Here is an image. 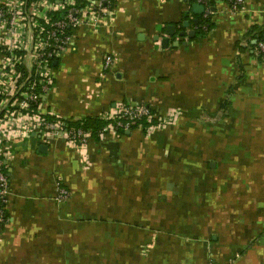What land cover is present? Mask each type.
<instances>
[{
    "label": "crops",
    "instance_id": "obj_1",
    "mask_svg": "<svg viewBox=\"0 0 264 264\" xmlns=\"http://www.w3.org/2000/svg\"><path fill=\"white\" fill-rule=\"evenodd\" d=\"M114 2L71 30L43 110L76 122L146 104L176 124L85 148L24 142L0 264H264V60L252 47L264 0H214L204 36L207 0Z\"/></svg>",
    "mask_w": 264,
    "mask_h": 264
},
{
    "label": "built area",
    "instance_id": "obj_2",
    "mask_svg": "<svg viewBox=\"0 0 264 264\" xmlns=\"http://www.w3.org/2000/svg\"><path fill=\"white\" fill-rule=\"evenodd\" d=\"M76 1L37 0L25 9L26 0H0V230L2 224L8 223L9 164L17 148L34 135L43 143L61 140L70 148H85L90 140L89 133L67 125L62 118L42 108V98L53 85L51 63L70 50L71 34L66 29L72 30L88 19H99L98 12L104 11L113 0H94L84 8H79ZM243 2L227 0L234 10L240 9ZM205 11L207 18L209 8ZM26 27L33 34L29 50L24 47ZM259 52L264 54L262 43L256 54ZM30 60L29 73L24 74L20 68ZM114 64V57L104 58L105 70H111ZM178 116L174 112L162 117L146 104H120L112 113L98 115L108 123L99 139L104 141L110 136L115 139L120 128L130 130L143 119L157 124L156 129H168L176 124ZM65 196L66 192L62 191L59 197Z\"/></svg>",
    "mask_w": 264,
    "mask_h": 264
},
{
    "label": "trees",
    "instance_id": "obj_3",
    "mask_svg": "<svg viewBox=\"0 0 264 264\" xmlns=\"http://www.w3.org/2000/svg\"><path fill=\"white\" fill-rule=\"evenodd\" d=\"M34 0H30L28 2H26V6L25 9L29 7L30 3L33 2ZM227 2V0H225ZM76 3L78 4L79 8H84L85 6L89 5L90 2L88 0H78L76 1ZM214 5V0H207L206 2V8H209L210 10L213 8ZM60 16H58V18H60ZM200 24H199V31L201 32V34L204 36L206 33H208L213 25L210 22V17L208 16L207 18H203V16L201 17ZM66 31H68V35L71 34V30L70 29H66ZM264 44V31L257 34L256 37V43L255 45H252L253 49L255 51H258V47L259 44ZM258 59L259 60H264V54L263 53H257ZM51 66H53V62L51 63ZM21 72L25 71V68L21 67L20 68ZM34 70H32V74L34 75ZM25 74V72H24ZM122 105H127V103L123 102ZM62 122H65L64 120H62ZM66 123V122H65ZM69 126H73L77 129H81L86 133H89L90 136V140L98 142L100 141L99 139V135L100 132L107 126V122H105L101 117H85L80 121H76V122H67L66 123ZM154 123H148L145 119L139 121L136 126L131 127L130 129H140V130H144L146 129V127H149L151 125H153ZM143 131V132H144ZM117 134L119 136H122L125 134L126 130H123V128H120L118 131H116ZM6 228L5 224L1 225V230L3 231Z\"/></svg>",
    "mask_w": 264,
    "mask_h": 264
},
{
    "label": "water",
    "instance_id": "obj_4",
    "mask_svg": "<svg viewBox=\"0 0 264 264\" xmlns=\"http://www.w3.org/2000/svg\"><path fill=\"white\" fill-rule=\"evenodd\" d=\"M198 10H199V11H198L199 13H203V12H204V8H203V7H202V8L198 7ZM195 23H196V22H195ZM185 25H186V24H184V26H185ZM165 34H166L167 36H172V35H174L173 27H172V26H168V27H166V28H165ZM190 35L193 36L194 33H191ZM180 36L183 37L184 34L181 33ZM155 41H158V38H157V37L155 38ZM168 44H169V42H168L167 39H163V40H161V43H160L161 48L166 49V48L168 47ZM177 45H178V42H174V46H177ZM54 66H56V63H54ZM43 149H45V148H43Z\"/></svg>",
    "mask_w": 264,
    "mask_h": 264
},
{
    "label": "rangeland",
    "instance_id": "obj_5",
    "mask_svg": "<svg viewBox=\"0 0 264 264\" xmlns=\"http://www.w3.org/2000/svg\"><path fill=\"white\" fill-rule=\"evenodd\" d=\"M113 5H115L114 0L111 1L110 4H109L108 6L112 9V8H115V6H113ZM103 12H104V11H100V12H98V13H99V16H100ZM8 219H9V218H8ZM7 224H8V223H7ZM7 224H6V225H7Z\"/></svg>",
    "mask_w": 264,
    "mask_h": 264
}]
</instances>
